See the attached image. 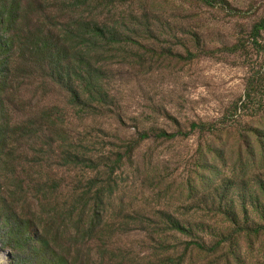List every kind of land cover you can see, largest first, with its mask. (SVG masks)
Wrapping results in <instances>:
<instances>
[{
  "label": "trees",
  "instance_id": "trees-1",
  "mask_svg": "<svg viewBox=\"0 0 264 264\" xmlns=\"http://www.w3.org/2000/svg\"><path fill=\"white\" fill-rule=\"evenodd\" d=\"M50 1L56 0H0V244L10 249V264H246L245 245H256L264 237V185L259 181V192L243 188L251 193H240L241 208L234 192H218L225 184L235 185L233 178H227L216 190L220 201L215 203L219 209L214 214L194 213L186 220L159 211V221L144 227L143 243L150 253L140 257L141 262H136L132 252L134 242L129 241L131 249L118 245L129 236L132 222L146 221L137 211L128 213L126 203L116 206V172L125 165V158L132 159L144 141L174 140L196 130L212 134L209 146L201 152L204 168H210L215 161L226 160L224 148L217 146L218 140L224 142L226 132L215 124L195 123L190 133L144 132L126 147L125 154L97 152L87 131L106 116L103 110L111 97L107 70L99 65L108 52L127 60L135 46H142L135 38L143 37V31L139 22L132 29L127 18L113 13L110 0H98L101 15L94 22L82 21L77 29L61 28L57 33L56 23L25 29L24 5L42 6ZM186 1L215 8L222 0ZM262 32L264 18L251 32V40L264 49ZM239 49L240 45L232 50ZM23 79L33 86L40 80L53 86L66 104H36L26 96ZM246 97L242 106L236 105L237 111L254 113L253 122H261L262 100L253 84ZM248 126L250 132L237 154V160L246 161L247 166L248 160L261 157L258 152L264 145L263 128ZM66 168L79 169L77 187L71 191H66L60 178ZM207 181L211 182L207 175L197 173V183ZM230 198V206L224 207ZM204 217L219 219L218 225L212 226ZM139 225L133 231L143 227ZM201 233L212 235L211 243Z\"/></svg>",
  "mask_w": 264,
  "mask_h": 264
},
{
  "label": "rangeland",
  "instance_id": "rangeland-1",
  "mask_svg": "<svg viewBox=\"0 0 264 264\" xmlns=\"http://www.w3.org/2000/svg\"><path fill=\"white\" fill-rule=\"evenodd\" d=\"M111 3L113 13L127 18L131 28L139 22L144 36L135 38L142 46H135L127 60L108 52L99 65L107 70L111 97L103 110L106 116L87 131L97 152L125 154L126 147L144 132L190 133L195 123L215 124L226 132L224 142L218 140L217 145L224 148L226 160L219 159L210 168H204L201 152L209 146L212 134L195 130L188 137H155L142 142L132 159L125 158V165L117 170L116 206L124 202L128 213L137 211L146 219L144 224L131 221L135 225L130 224V237L119 240L118 245L131 249L130 242H134L132 252L136 262H141L140 257L150 253L143 243L147 234L144 227L159 221V211L186 220L194 213L214 214L219 209L215 203L220 201L216 190L227 178H233L235 185L225 184L218 192H234L235 203L241 208L240 193L259 192L258 181L264 185V145L258 152L261 157L248 160V166L246 161L237 160L241 142L251 129L248 125L263 128L264 141V49L251 40L254 26L264 18V0H222L215 8L186 0H110ZM23 8L25 29L56 23L57 33L61 28L77 29L82 21L94 22L102 12L98 0H56L42 6L33 2ZM261 44L264 48V32ZM239 45L238 51L232 50ZM31 82L22 80L26 96L33 97L36 104H66V98L53 86L43 85L41 80L34 86ZM252 84L262 100L259 123L251 118L254 113L237 111L236 107L246 101ZM200 171L211 182L197 183ZM78 173L79 169L74 168L61 172L66 191L77 187ZM245 186L251 192L244 191ZM228 202L231 198L224 207L230 206ZM204 219L212 226L218 225L217 218ZM139 224L143 227L133 231ZM200 235L209 243L214 238ZM185 242L186 239L182 243ZM5 250L10 251L0 244V264H10L12 260V253L8 259ZM243 260L246 264H264V237L256 240V245H245Z\"/></svg>",
  "mask_w": 264,
  "mask_h": 264
},
{
  "label": "water",
  "instance_id": "water-1",
  "mask_svg": "<svg viewBox=\"0 0 264 264\" xmlns=\"http://www.w3.org/2000/svg\"><path fill=\"white\" fill-rule=\"evenodd\" d=\"M4 253H6L8 255V259L11 257V252L9 250H5ZM7 259V261H8Z\"/></svg>",
  "mask_w": 264,
  "mask_h": 264
}]
</instances>
